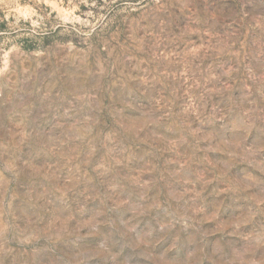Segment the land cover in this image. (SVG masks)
I'll return each instance as SVG.
<instances>
[{
    "label": "rangeland",
    "instance_id": "1",
    "mask_svg": "<svg viewBox=\"0 0 264 264\" xmlns=\"http://www.w3.org/2000/svg\"><path fill=\"white\" fill-rule=\"evenodd\" d=\"M0 264H264V0H0Z\"/></svg>",
    "mask_w": 264,
    "mask_h": 264
}]
</instances>
